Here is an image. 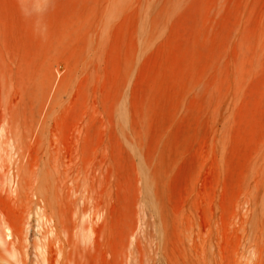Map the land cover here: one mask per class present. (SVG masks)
<instances>
[{"label":"rangeland","instance_id":"obj_1","mask_svg":"<svg viewBox=\"0 0 264 264\" xmlns=\"http://www.w3.org/2000/svg\"><path fill=\"white\" fill-rule=\"evenodd\" d=\"M74 126L82 158L55 164ZM0 135L22 264L49 240L61 264H264V0H0Z\"/></svg>","mask_w":264,"mask_h":264},{"label":"bare ground","instance_id":"obj_2","mask_svg":"<svg viewBox=\"0 0 264 264\" xmlns=\"http://www.w3.org/2000/svg\"><path fill=\"white\" fill-rule=\"evenodd\" d=\"M2 122V121H1ZM7 128V127H6ZM56 129V128H55ZM73 130H72V132L71 131H69V132H71V133H69V135L66 137V138H64V140H62V139H60V140H62V141H60V142H58V139H59V136H57V134L56 133H53L52 134V132L50 133V135L52 136L50 139H49V141H47V143L49 142V144H48V147H50L49 149L51 150V152L53 153V156H54V158L57 160V161H54L55 162V164H56V162H57V164H58V162H60V163H64V164H67L68 163V165L70 164L71 166H73V161L75 160L76 161V159H77V161L76 162H78V159L80 158H82L81 156L83 155V151H82V149H83V144L84 143H86V140H87V138H86V133H85V131L84 130H82V128H79L78 126H74V128H72ZM6 131V130H5ZM4 131V132H5ZM58 131V130H57ZM56 132V131H55ZM7 134V133H6ZM1 136V135H0ZM8 137V136H7ZM54 137V139L52 140V142L53 143H51L50 141H51V139ZM102 137V136H101ZM103 139V138H102ZM48 140V139H47ZM5 141H6V139H5ZM101 142H102V140H101ZM3 143V142H2ZM30 143V142H29ZM5 144V143H4ZM101 144V143H100ZM2 145V144H1ZM30 145V144H29ZM2 147V146H1ZM7 147V146H6ZM19 147V151H18V153L19 152H21V150H22V146H18ZM31 147V146H30ZM20 148H21V150H20ZM47 148V147H46ZM10 149V148H9ZM8 150V149H7ZM28 150V152L30 153V151H29V149H27ZM101 150V149H100ZM49 151V150H48ZM95 151V150H94ZM102 151H105V148H104V150H102ZM102 151H101V153H102ZM27 152V154H29ZM22 153V152H21ZM46 153V152H45ZM1 154V153H0ZM6 154V153H5ZM49 154H50V152H49ZM107 154V153H106ZM101 155H103V154H101ZM12 156V155H11ZM17 156V155H16ZM29 156H30V154H29ZM37 156V155H36ZM42 156H44L43 155V153H42ZM94 157H95V155H93ZM1 157V156H0ZM49 157H50V155H49ZM105 157V156H104ZM5 158V157H4ZM29 158V157H28ZM36 157H34V159L33 160H35L33 163H31V164H34V165H36V159H35ZM53 157L51 158V160L53 161V159H54ZM106 158V157H105ZM1 159H3V158H1ZM8 159V158H7ZM18 159H19V157H18ZM25 159V158H24ZM42 159V158H41ZM54 159V160H55ZM98 159V158H97ZM12 160V159H11ZM32 160V161H33ZM93 160V159H92ZM92 160H90L91 162H92ZM2 161H4V160H2ZM7 161V160H6ZM75 161H74V165H75ZM95 161L98 163L100 160H95V158H94V163H95ZM18 162V161H17ZM42 163H44V162H42ZM49 163H50V158H49ZM52 163V162H51ZM94 163H91L93 166H95L94 165ZM102 163H103V161H102ZM7 164V163H6ZM90 164V163H89ZM90 164V167L92 166ZM104 164V163H103ZM9 165V164H8ZM34 165H32L33 167H34ZM49 165V164H48ZM61 165V164H60ZM63 165V164H62ZM69 165V166H70ZM0 166H2V163H1V165ZM16 166H17V164H16ZM43 166H44V164H43ZM53 166V165H52ZM79 166V165H78ZM89 166V165H88ZM4 167H5V165H4ZM6 167H9V168H11L10 166H6ZM36 167V166H35ZM50 167H51V165H50ZM62 167V169H63V167H64V165L63 166H61ZM66 167V166H65ZM64 167V169H63V171H66L67 169ZM75 167H77V166H75ZM9 168H8V170H9ZM59 169H61L60 167H58ZM74 168V167H73ZM101 168V167H100ZM105 168V167H104ZM4 170L6 169V168H3ZM15 169V168H14ZM18 169V168H17ZM17 169H16V171H17ZM30 169V171H33L32 170V167L31 168H29ZM34 169V168H33ZM36 169V168H35ZM55 169V168H54ZM59 169H57L56 168V170L58 171ZM61 169V170H62ZM88 170V169H87ZM89 170H92L91 168H89ZM96 171H97V169H95ZM95 170H93V171H95ZM1 171H3L2 169H1ZM15 171V170H14ZM54 171V170H53ZM60 171V170H59ZM62 171V173L64 174H66V177H68V173L67 172H63ZM68 171V170H67ZM93 171L91 172V174L93 173ZM5 172H7V171H5ZM5 172H3V174L5 173ZM9 172H11L10 170H9ZM43 172V171H42ZM42 172H41V174H42ZM56 172V171H55ZM69 172V171H68ZM73 172V171H72ZM2 173V172H1ZM18 173V172H17ZM31 173V172H30ZM59 173V172H58ZM89 173V172H88ZM96 173V172H95ZM3 174L2 175H0L1 177L3 176ZM19 174V173H18ZM86 174H87V171H86ZM16 175V174H15ZM85 175V174H84ZM89 175H90V173H89ZM99 175H100V179L102 178V176H101V173H99ZM4 176H6V175H4ZM30 176L32 177L33 176V178L35 177V178H37L36 176H34V174L32 175V173H31V175L29 174V179H30ZM87 176V175H86ZM8 177H9V175H8ZM74 177V176H73ZM72 177V178H73ZM76 177V176H75ZM83 177H85V176H83ZM91 177H92V175H91ZM7 178V177H6ZM77 178V177H76ZM76 178H75V181L74 182H77L76 181ZM38 179V178H37ZM36 179V180H37ZM56 179H57V176H56ZM65 179V178H64ZM91 179V178H90ZM93 179V178H92ZM103 179V178H102ZM0 180H1V178H0ZM31 180H33L32 182H30V184H29V186H28V188H27V190L28 191H26V193H24L25 194V198H26V200L28 199V196H29V194H32V192H33V186H34V184H31V183H33L34 181H36L35 179H31ZM31 180H28V181H31ZM59 180V179H58ZM79 180V179H78ZM86 180V179H85ZM73 181V180H72ZM92 181V180H91ZM91 181H89L91 184L93 183V182H91ZM37 182H35V184H36ZM77 183H79V182H77ZM88 183V182H87ZM75 184V186H78V185H76V183H74ZM96 184H98V183H96ZM102 184V183H101ZM11 185V184H10ZM33 185V186H32ZM72 185V184H71ZM93 185V184H92ZM74 186V189L75 188H77V187H75ZM82 186H86V185H82ZM89 186H90V184H89ZM16 187V186H15ZM97 187V186H96ZM72 189H73V187H71ZM87 188V187H86ZM91 188H92V186H91ZM91 188H89L88 187V189H91ZM10 189V188H9ZM73 189V190H74ZM70 190V189H69ZM83 191L85 190H87V189H82ZM8 191V190H7ZM25 191V190H24ZM59 191V190H58ZM72 191V190H71ZM84 191V192H85ZM1 192V191H0ZM10 192V191H9ZM74 192H76V190H74ZM3 193V192H2ZM1 193V194H2ZM73 193V192H72ZM72 193H71V195H72ZM78 193V192H77ZM77 193H76V196L73 194V196H75V197H77ZM82 193V192H81ZM86 194L88 193V191L87 192H85ZM84 193V196H83V194L81 195V197L83 196V199H81V201L83 200V202H84V198H86L85 196H88V195H86ZM90 193V192H89ZM88 193V194H89ZM6 194H7V192H6ZM91 194H92V192H91ZM94 194H96V193H94ZM34 195H36V194H34ZM31 196V195H30ZM32 196H33V194H32ZM90 196V195H89ZM7 197V196H6ZM99 197V199H100V196H98ZM90 198H92V202H93V199L95 198V196H94V198L93 197H91L90 196ZM34 199H35V196H34ZM41 199V198H40ZM75 199V198H74ZM87 199H89L88 197H87ZM86 199V200H87ZM15 200V199H14ZM42 200V199H41ZM85 200V201H86ZM91 200V199H90ZM97 200V197H96V199L94 200V201H96ZM43 201V200H42ZM80 201V202H81ZM14 202V201H13ZM97 202H98V200H97ZM100 202H101V200H100ZM22 203H24V201L22 202ZM34 203V202H33ZM32 203V204H33ZM37 203V202H36ZM72 203V202H71ZM85 203V202H84ZM83 203V204H84ZM10 204V203H9ZM9 204H8V206H9ZM15 204V203H14ZM13 204V205H14ZM83 204H82V202H81V205L83 206ZM88 204H89V201H88ZM97 203L95 202V205L94 206H97L96 205ZM12 205V207H14ZM22 205V204H21ZM27 205V204H26ZM40 205H41V203H40ZM43 205H44V203H43ZM42 205V206H43ZM19 206V205H18ZM24 206H25V203L23 204V210L25 211V209L26 208H24ZM41 206V207H42ZM47 206V205H46ZM71 206H72V204H71ZM86 207H87V205H85ZM85 206H83V208L85 207ZM40 206H38L37 207V219H38V221H40L41 222V224H40V222L37 224V226L38 227H40V226H43L42 225V223H48L49 222V218H47L46 216H45V214L43 213V209L41 208ZM85 207V208H86ZM90 207H92V210L95 208H93V204H92V206H90ZM46 208V207H45ZM73 207H71V209H72ZM82 208V207H81ZM99 208H100V206H99ZM20 209V208H19ZM19 209H17V211H20ZM27 209H29L28 207H27ZM75 209V208H74ZM87 209V208H86ZM86 209H84V210H86ZM97 209V212H98V207L96 208ZM103 209H104V207H103ZM6 210V209H5ZM4 210V213H6V211ZM43 210V211H42ZM48 210V209H47ZM84 210H82V213L84 212ZM95 210V209H94ZM1 211V210H0ZM16 210H14V212H15ZM27 211H29V210H27ZM27 211H25V212H27ZM86 211H88V210H86ZM85 211V212H86ZM84 212V213H85ZM91 212H93L94 213V211H91ZM2 213H3V211H2ZM17 213H19V212H17ZM21 213V212H20ZM30 213V212H29ZM29 213H27V214H29ZM72 213V212H71ZM21 214H24V213H21ZM86 214V213H85ZM95 214V213H94ZM98 214V213H97ZM1 215V214H0ZM25 215V214H24ZM23 215V216H24ZM48 215H52V214H48ZM82 215V214H81ZM22 216V215H21ZM20 216V217H21ZM22 216V219L23 218H25L26 216H24L23 217ZM31 216V215H30ZM30 216H29V219H30ZM71 216V215H70ZM76 216V215H75ZM89 216V215H88ZM91 216H93V214L91 215ZM102 216V215H101ZM7 216H3L2 218H1V220H0V243L2 244L3 243V245H4V249H3V251L6 253V255H3L1 252H0V262H1V264H22V258H20V255H21V250H19L18 248H16L14 245H16L15 243L14 244H12L14 241H15V238H17V240H23V241H26L29 237H27L26 236V234H25V230H26V228H24L26 225L25 224H27V222L25 223V221H23L22 219V221H23V223H22V221H20L18 224H16V223H14L13 221H11V220H9L8 218H6ZM53 216H50V218H52ZM61 217H63V216H61ZM84 217V216H83ZM88 218V217H87ZM94 218V217H93ZM92 219V218H91ZM26 221H29V220H27V219H25ZM53 220H54V218H53ZM62 220V219H61ZM60 220V221H61ZM97 220V219H96ZM71 221L73 222V220L71 219ZM35 222H36V220H35ZM54 222V221H53ZM85 223V222H84ZM28 224H29V222H28ZM56 224V223H55ZM74 224V223H73ZM86 224V223H85ZM93 224V223H92ZM91 224V225H92ZM25 225V226H24ZM46 225V224H45ZM81 225V224H80ZM84 225V224H83ZM97 225V224H96ZM99 225V224H98ZM24 226V227H23ZM28 226V225H27ZM52 226H53V224H52ZM51 226V227H52ZM63 225H60V227H62ZM73 226V225H72ZM87 226H88V224H87ZM87 226H83V229H84V227H87ZM54 227V226H53ZM91 227H95L94 225L93 226H90V228ZM98 227V226H97ZM43 228V227H42ZM47 228V227H46ZM88 228V227H87ZM86 228V229H87ZM207 228V227H206ZM36 229V228H35ZM48 229V228H47ZM55 229V228H54ZM54 229H52V230H54ZM61 229L62 228H60V231H61ZM73 229H75V228H73ZM77 229H78V227H77ZM81 229H82V227H81ZM80 229V230H81ZM89 229V228H88ZM87 229V230H88ZM92 229V231L91 232H93V231H95V230H97L96 232H98V229H94L93 230V228H91ZM90 229V230H91ZM203 229V228H202ZM202 229H200L202 232H204V229L202 230ZM29 230V229H28ZM38 230H41V229H38ZM51 230V231H52ZM79 230V231H80ZM85 230V229H84ZM86 230V231H87ZM185 230H187V229H185ZM206 230V229H205ZM209 229H207L205 232H207ZM214 230H216L215 232H217V230L219 231V229H214ZM42 231H44V230H42ZM42 231H40V234H41V232ZM47 231V230H46ZM49 231H50V229H49ZM66 230L64 229V232H65ZM76 231V230H75ZM132 231H135V230H132ZM199 231V230H198ZM228 231V230H227ZM226 231V232H227ZM38 232V231H37ZM55 232V231H54ZM63 232V231H62ZM63 232V233H64ZM89 232L90 231H88V234H89ZM195 232V231H194ZM220 232V231H219ZM26 233H28V232H26ZM66 233V235L65 236H67V232H65ZM78 233V232H77ZM83 233V232H82ZM132 233V232H131ZM131 233H130V235H131ZM199 233H201V232H199ZM199 233H197L196 234V236H200L199 235ZM42 234H43V232H42ZM45 234V233H44ZM62 234V233H61ZM84 234H85V232H84ZM99 233H96V234H94L93 236H90V237H93V239L95 240V235H98ZM186 234V236H187V233H185ZM201 234H203V233H201ZM218 236H219V234H221V233H216ZM215 234V235H216ZM28 235V234H27ZM76 235V237H77V234H75ZM78 235H80V234H78ZM87 235V234H86ZM101 235V234H100ZM99 235V236H100ZM214 235V236H215ZM222 235V234H221ZM29 236V235H28ZM38 236V235H37ZM41 236V235H40ZM43 236H46V235H43ZM42 236V237H43ZM54 236V235H53ZM88 236V235H87ZM203 235H201V237H202ZM13 237H15L14 239H13ZM27 237V238H26ZM41 237V238H42ZM47 237V236H46ZM192 237V236H191ZM199 238V239H201L200 241V245L202 244L203 245V243H204V240H202V238ZM13 239L12 240V243H11V240H10V242H9V240H7L9 243H11L12 244V246H14L15 247V249L14 250H10L9 248L10 247H12V246H8L9 244H8V242L7 241H5V239ZM45 238V237H44ZM44 238H43V240H44ZM48 238V237H47ZM57 238V237H56ZM83 238V237H82ZM100 238V237H99ZM192 238H194V237H192ZM218 239H219V237H217ZM245 238V237H244ZM36 239L37 238H35V241H36ZM59 239V238H58ZM57 239V240H58ZM64 240H65V237L63 238ZM91 239V238H90ZM89 239V240H90ZM129 239H130V237H129ZM198 239V238H197ZM198 239V240H199ZM218 239H216V242L218 241ZM20 240H19V246H20V244L22 245V243H20ZM37 240H40V237L37 239ZM47 241L49 240V239H46ZM57 240H55V241H57ZM78 240V239H77ZM86 240H87V238H86ZM132 241H133V239H131ZM191 240V239H190ZM28 241H30L29 239H28ZM75 241V240H74ZM80 241L82 242V240L80 239ZM17 242V241H16ZM22 242V241H21ZM42 242V241H41ZM40 241H38V243H36V244H33V249L36 251V258L38 257L40 260L38 261V259H37V261H38V263L40 264H61V263H59L58 262V260H57V254H59V250H56V249H54V247H57V245L58 244H56V246H54L53 247V244H52V242H50V240L48 241V242H44V243H41ZM54 242V241H53ZM65 242H67V239H66V241ZM90 242V241H89ZM92 242V241H91ZM32 242H30L29 244H31ZM62 243V242H61ZM76 243V242H75ZM84 243V242H83ZM239 243V242H238ZM237 243V245H240V243L238 244ZM242 243V242H241ZM1 244H0V246H1ZM24 244H25V242H24ZM29 244H27V248H28V245ZM55 244V243H54ZM64 243H62V246H64L63 245ZM88 244V243H87ZM194 244V243H193ZM196 244V243H195ZM194 244V245H195ZM217 244V243H216ZM245 244V243H244ZM243 244V245H244ZM3 245L0 247V248H2L3 247ZM86 245V244H85ZM92 245V244H91ZM128 245H129V243H128ZM137 245V244H136ZM218 245V244H217ZM18 246V247H19ZM25 246L26 245H23V247L22 248H25ZM30 246V245H29ZM62 246H61V248H62ZM88 246H89V244H88ZM216 246V245H215ZM251 246H252V243H251ZM85 247V246H84ZM130 247H132L131 246V244H130ZM200 247V246H199ZM13 248V247H12ZM20 248V247H19ZM26 248V249H27ZM87 248V247H86ZM194 248V247H193ZM203 248V247H202ZM218 247H216V249H217ZM250 248V247H249ZM248 248V251H250V249H251V255H253V257H255V253L257 252V251H255V250H252L253 248L251 247L250 249ZM21 249V248H20ZM25 249V251L26 252H28L29 251V249H28V251ZM57 249H59L58 247H57ZM219 249H220V247H219ZM240 249V248H239ZM30 250H31V248H30ZM155 250H157V249H155ZM24 251V252H25ZM62 250L60 249V252H61ZM135 251H137L136 249H135ZM200 251H202V252H204L203 250H201L200 249ZM220 251V250H219ZM32 253H33V251H31ZM104 252V251H103ZM136 253V252H135ZM138 253V252H137ZM136 253V254H137ZM29 254H30V251H29ZM28 254V255H29ZM62 254V253H61ZM60 254V255H61ZM199 254V253H198ZM213 255V254H212ZM220 255V254H219ZM246 256V254L244 253V251H241V249L240 250H236L235 251V258H234V260H233V264H250V263H248V261H250V257L249 258H247V257H245ZM24 256V255H23ZM26 256V258H27V254L25 255ZM63 256V254L61 255V257ZM79 256V255H78ZM220 256H222V255H220ZM31 257V256H30ZM34 257V256H33ZM135 257V256H134ZM201 257V256H200ZM24 259H25V257H24ZM134 259L135 260H137L136 258H133L132 260L134 261ZM28 260V259H27ZM27 260H25L26 262H27ZM36 260V259H35ZM138 260H140V259H138ZM203 260V259H202ZM252 260V259H251ZM24 261V260H23ZM24 261V262H25ZM28 261H30V260H28ZM34 261V260H33ZM36 261V262H37ZM215 261V260H214ZM35 262V263H36ZM64 263V262H63ZM220 263V262H219ZM32 264V263H31ZM69 264V263H68ZM124 264V263H123ZM135 264V263H134ZM137 264V263H136ZM143 264V263H142ZM144 264H145V262H144ZM147 264V263H146ZM216 264V263H215ZM252 264V263H251Z\"/></svg>","mask_w":264,"mask_h":264}]
</instances>
